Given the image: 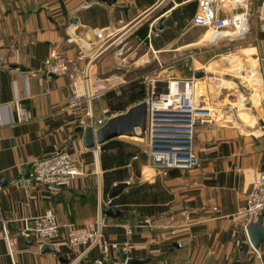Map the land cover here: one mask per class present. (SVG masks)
Segmentation results:
<instances>
[{"label": "crops", "instance_id": "crops-1", "mask_svg": "<svg viewBox=\"0 0 264 264\" xmlns=\"http://www.w3.org/2000/svg\"><path fill=\"white\" fill-rule=\"evenodd\" d=\"M195 7L196 0H0V223L15 243L10 256L0 238V264H94L100 257L94 249L74 259L80 250L62 242V229L49 242L53 251L41 252L24 227L49 208L60 223L83 224L109 207L118 213L106 216L103 238L125 243L128 251L101 264H125L127 258H148L143 264H264V242L256 250L249 246L240 213L253 176L264 169V0H250L243 37L210 43H203L210 30L200 33L203 27L191 25ZM110 30L109 43L94 36ZM228 41L247 52L228 58L235 63L233 79L216 83L235 92L225 119L195 128L196 167L161 175L136 136L83 145L77 127L96 128L98 119L149 102L166 79H195L201 71L204 82L208 64L224 71ZM10 43L14 53L6 49ZM237 80L250 86L249 104L259 93L257 108L246 107ZM201 89L194 84L196 101ZM72 91L81 97L76 108L66 105ZM15 100L26 118L20 119ZM57 150L80 164L68 187L17 183L35 159ZM116 183L126 186L109 198Z\"/></svg>", "mask_w": 264, "mask_h": 264}, {"label": "built area", "instance_id": "built-area-1", "mask_svg": "<svg viewBox=\"0 0 264 264\" xmlns=\"http://www.w3.org/2000/svg\"><path fill=\"white\" fill-rule=\"evenodd\" d=\"M251 17L250 0H196V7L191 17V25L203 27L213 34L211 42L224 37H243L248 30ZM261 29L264 31V18L261 19ZM94 36L101 43L111 42L112 30L108 32L96 31ZM0 37V49L3 47ZM10 53L16 51L13 43L6 46ZM48 64V60L46 61ZM59 69L62 68L60 59L56 60ZM1 67V58H0ZM194 79L168 78L163 88L158 92L156 100L146 102V121L141 153L144 154L157 168L161 175L169 169L191 170L198 164L194 153V131L198 126L212 124L216 118L214 112L199 101H194ZM155 82V79L152 80ZM151 96L154 91L150 92ZM79 94L72 91L66 99L69 108L80 105ZM161 100L156 105L154 101ZM20 119L26 118L18 110V101H14ZM18 117V118H19ZM79 125H84V120L79 118ZM103 123L102 119L96 120L97 125ZM79 162L67 151L57 150L49 156L35 159L30 164L27 177L19 179L18 184L24 186L36 183L51 190L68 187L71 181L80 174ZM244 217L243 232L248 222L262 216L264 222V169L258 171L252 178L246 191L244 204L240 209ZM106 224V215L99 211L91 220L83 224L72 222H58L52 211L47 209L31 220V225L24 227L34 237L37 246L49 244L59 236L60 229L64 231L62 242L74 248H79L74 259L80 260L84 252L96 250L99 258L92 263L101 264L110 254L127 253L125 243L108 241L103 238L102 230ZM0 238L5 241L8 254L11 256L14 246L13 239L9 236L4 221L0 223ZM153 243V240H150Z\"/></svg>", "mask_w": 264, "mask_h": 264}, {"label": "water", "instance_id": "water-1", "mask_svg": "<svg viewBox=\"0 0 264 264\" xmlns=\"http://www.w3.org/2000/svg\"><path fill=\"white\" fill-rule=\"evenodd\" d=\"M106 3L113 2L114 0H99ZM156 29H160V21H157L154 25ZM203 73L201 71L195 72L194 77H201ZM163 91L165 89L163 88ZM146 108L145 101L139 102L129 107L125 112L113 115L107 118L101 125L96 128L91 126L77 127L76 130H82V143L86 148L92 147L95 143H101L111 137L124 135V136H136L143 137L145 121H146ZM137 129V131L135 130ZM24 176L27 175V168L23 172ZM125 183H116L111 186L107 196L113 197L117 195L124 187ZM102 213L106 216H114L118 212L113 207L104 208ZM246 238L249 246L256 250L258 246L264 242V223L262 216H258L256 221L248 222L245 226ZM176 244H172L175 247ZM243 247V243L239 244V248ZM41 252L53 251V247L49 244H43L40 246ZM148 261V258L143 260H136L134 258H127L125 264H143ZM229 264H239L238 261L233 260Z\"/></svg>", "mask_w": 264, "mask_h": 264}, {"label": "rangeland", "instance_id": "rangeland-1", "mask_svg": "<svg viewBox=\"0 0 264 264\" xmlns=\"http://www.w3.org/2000/svg\"><path fill=\"white\" fill-rule=\"evenodd\" d=\"M261 1V0H259ZM206 29L205 28H200L199 31L200 33L204 32ZM213 37H211V39L209 40L211 42ZM209 41H206V39H204L203 43H210ZM228 44L223 46V49L226 51L225 52V59L223 63V66H225L226 69H224V71L220 72H216V71H212V68L214 70L213 64H208L207 66L203 67V72H205L206 74H204V76H210L209 78H204V82H201L200 77L195 78L196 80H194V84L195 86H200L202 89L200 91V95L197 97V101H201L202 103L206 104V106H208L212 112H214L215 118L216 119H225L226 114L229 113L227 112L229 109H227V105H225L227 102L233 101L235 98V92L230 91L228 88H217L216 87V83L218 82H222V79H226V80H232V73L233 70L235 68V66H233L235 63L233 62H229L228 58L231 57H237L238 55H241L239 53H245L247 52L246 50L244 51H237L236 48H233V46L231 45L232 42H227ZM233 44V43H232ZM228 48V49H227ZM223 61V59H221ZM249 60V58L247 59ZM243 62V61H242ZM237 63H241V58H238ZM232 72V73H231ZM203 76V77H204ZM237 86H238V91L241 92V94L244 95V97H246L244 104L246 105V107H251L249 105V101L250 99L247 97L249 94V90H251L249 85H245L246 83L241 81V80H237ZM237 92V91H236ZM158 98V92H154V94L151 96L150 100H156ZM254 98L251 97V101ZM229 106H232L229 105ZM258 106L255 105L252 108H257ZM225 110V111H224Z\"/></svg>", "mask_w": 264, "mask_h": 264}, {"label": "bare ground", "instance_id": "bare-ground-1", "mask_svg": "<svg viewBox=\"0 0 264 264\" xmlns=\"http://www.w3.org/2000/svg\"><path fill=\"white\" fill-rule=\"evenodd\" d=\"M213 34H214V33H212L211 31H209L208 34L206 35V38H205L206 41H209V40L211 39V37H213ZM209 42H210V41H209ZM193 96H194V101L197 102V101H196V97H195V92H194V90H193ZM259 99H260V95H259V93H255V101L252 102V103L249 104V105H250L251 107L257 105V104L259 103ZM160 102H161V100L154 101V103H156V105L159 104ZM250 115H251V113H250Z\"/></svg>", "mask_w": 264, "mask_h": 264}]
</instances>
